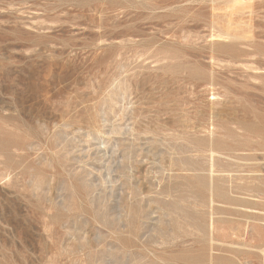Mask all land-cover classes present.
Listing matches in <instances>:
<instances>
[{
    "label": "rangeland",
    "instance_id": "obj_1",
    "mask_svg": "<svg viewBox=\"0 0 264 264\" xmlns=\"http://www.w3.org/2000/svg\"><path fill=\"white\" fill-rule=\"evenodd\" d=\"M0 264H264V0H0Z\"/></svg>",
    "mask_w": 264,
    "mask_h": 264
}]
</instances>
